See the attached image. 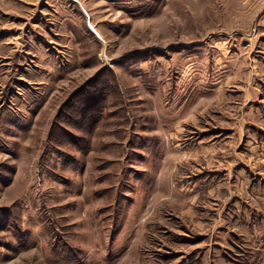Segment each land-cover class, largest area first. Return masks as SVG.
I'll return each mask as SVG.
<instances>
[{"label":"rangeland","instance_id":"1","mask_svg":"<svg viewBox=\"0 0 264 264\" xmlns=\"http://www.w3.org/2000/svg\"><path fill=\"white\" fill-rule=\"evenodd\" d=\"M234 10L236 0H0V264H192L204 231L191 240L181 212L221 202L175 189L195 164L180 167L193 135L176 134L173 117L184 101L242 90L247 40L214 51L240 26ZM214 104L200 128L232 107ZM255 207L245 209L264 224Z\"/></svg>","mask_w":264,"mask_h":264},{"label":"crops","instance_id":"2","mask_svg":"<svg viewBox=\"0 0 264 264\" xmlns=\"http://www.w3.org/2000/svg\"><path fill=\"white\" fill-rule=\"evenodd\" d=\"M236 7L240 9L239 12L234 10V14L238 13L241 17L240 26L227 29L224 41L217 43L222 46H217L214 51L225 56L233 55V46H228L231 41L247 40L246 47H242L241 52L244 50V54L252 58H247L246 62L245 59L242 60V63L234 68L237 71L236 77H240V81L236 82L242 87L238 97L229 98V90L224 92V87L236 79L229 77L221 85L225 94L219 100L208 101L203 106L201 104L192 108L189 100L184 101L173 117L179 122L176 134L185 132L193 135V145L190 144V149L185 155L189 158L182 162L180 167L184 168L185 163L197 166L202 163L206 167H203L205 169L202 171L193 165L194 168L188 173L176 177L177 187L174 188L182 195L191 194L194 201L202 197L203 203L214 198L220 199L219 203L221 202L213 210L208 209V206L201 207L207 208L206 210H200L198 204L193 201V206L184 207L181 212L182 216H187L194 224L191 240L195 241L196 237L200 239V231H204L202 241L198 239V242H194L191 251L192 264H264V233L260 232L264 224L252 217L256 213L247 212L245 209L249 208L252 212L257 210L255 205H264V79L257 80L249 73L263 75L264 0H236ZM217 102L223 106L232 104V107H226L225 114L222 113L224 123H213L200 128L202 115L208 114ZM186 104L189 105V110L182 112ZM223 109L225 110V107ZM184 124L189 126L184 128ZM184 129L187 132L183 131ZM173 132V129L170 130V133ZM196 133L200 136H195ZM241 152L245 153L242 157L239 155ZM218 169L231 173L224 179H228L229 183H236L234 187L228 188L220 184L222 179L216 173ZM215 194L217 196H213ZM248 197H252L254 201ZM202 211L209 214L208 219L203 220L205 223L200 221Z\"/></svg>","mask_w":264,"mask_h":264},{"label":"trees","instance_id":"3","mask_svg":"<svg viewBox=\"0 0 264 264\" xmlns=\"http://www.w3.org/2000/svg\"><path fill=\"white\" fill-rule=\"evenodd\" d=\"M104 101V99L102 100V102ZM102 106V105H101ZM101 106H100V108H101Z\"/></svg>","mask_w":264,"mask_h":264}]
</instances>
